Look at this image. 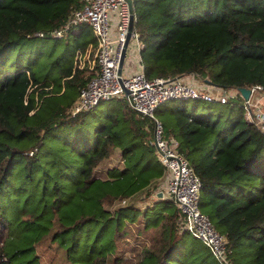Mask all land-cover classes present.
<instances>
[{
	"label": "trees",
	"instance_id": "trees-1",
	"mask_svg": "<svg viewBox=\"0 0 264 264\" xmlns=\"http://www.w3.org/2000/svg\"><path fill=\"white\" fill-rule=\"evenodd\" d=\"M198 1L201 11L184 17L194 8L186 0H134L145 76L192 73L264 93V0ZM80 6L0 0V264H219L178 230L174 203L155 195L164 167L151 120L123 98L98 112L100 103L68 112L92 76L75 67V53L96 40L87 24L60 38L51 32ZM211 104L227 117L199 113L184 99L155 115L200 178V210L226 237L230 259L264 264V131L245 119L241 97ZM81 124L94 146L74 138Z\"/></svg>",
	"mask_w": 264,
	"mask_h": 264
},
{
	"label": "built area",
	"instance_id": "built-area-1",
	"mask_svg": "<svg viewBox=\"0 0 264 264\" xmlns=\"http://www.w3.org/2000/svg\"><path fill=\"white\" fill-rule=\"evenodd\" d=\"M80 1L81 6L73 9L65 23L51 32V36L60 38L67 31H77L79 25L87 24L97 42L91 59L90 50L75 53V67L86 68L92 76L79 90L68 112L74 116L110 99L125 98L129 108L150 119L153 124L151 142L159 163L164 167V181L158 185L155 194L160 193V198L172 201L177 207L176 225L180 232H187L200 240L219 264H234L229 257L226 237L214 229L210 218L200 210V178L190 161L178 151L177 141L164 136L163 125L154 113L158 106L176 99L226 103L229 99L241 97L245 119L264 131V109L259 105L264 98L262 86L248 88L250 93L245 100L238 88H220L192 73L148 79L141 60L143 43L134 27L118 76L121 50L130 23L128 1ZM122 86L129 91L127 95ZM229 91H232L230 95Z\"/></svg>",
	"mask_w": 264,
	"mask_h": 264
},
{
	"label": "rangeland",
	"instance_id": "rangeland-1",
	"mask_svg": "<svg viewBox=\"0 0 264 264\" xmlns=\"http://www.w3.org/2000/svg\"><path fill=\"white\" fill-rule=\"evenodd\" d=\"M189 4L192 5L193 10L190 9V10H184L182 16L186 17V16H191L193 14H195V10L198 12L201 11V5H199V1L198 0H186ZM193 11V12H192ZM93 52H91L92 54ZM92 57V55H91ZM232 93V91H229V95ZM124 99V103L125 102V98ZM105 103H100L95 109L94 111L95 112H98L100 111V109H102L104 107ZM259 105L264 109V98L261 99V101L259 102ZM187 106L189 108L191 107H194L196 108V111L201 113H207V112H211L213 114V117L217 115V113H222V116H221V119L224 120L226 117H227V110H223V106L221 104H211V103H206V102H203V101H199V100H187ZM155 114V113H154ZM156 116V115H155ZM91 130V127H88L84 124H81L78 128H76L73 132H74V138L77 140L78 143H86V144H90V145H93L95 144V140H94V135L90 132ZM44 152H46L47 154V149H44L43 150ZM155 154V153H154ZM112 159L113 161L116 160V156L113 155L112 156ZM112 160H109L107 164L109 165H112V163H114ZM105 165V164H104ZM164 181V174L162 176V179L159 181L157 180L152 186H157L160 185L162 182ZM161 189V188H159ZM158 196V194H155ZM153 196V195H152ZM150 196L149 198H144V199H141L139 201H137V204L139 205H144L147 201H153L155 200V196L152 197ZM18 203H21L22 204V201L20 200H17ZM14 205V208L11 210V212L13 214H16V211H17V207L18 205L15 203L13 204ZM152 231L153 230H150L149 233L145 234V235H142V238L144 239H148L149 241V238L150 236L152 235ZM127 255H129L127 253Z\"/></svg>",
	"mask_w": 264,
	"mask_h": 264
},
{
	"label": "water",
	"instance_id": "water-1",
	"mask_svg": "<svg viewBox=\"0 0 264 264\" xmlns=\"http://www.w3.org/2000/svg\"><path fill=\"white\" fill-rule=\"evenodd\" d=\"M127 1H128V5H129L130 23H129V28H128V33L126 35V39H125L123 48L121 50V55H120V60H119V65H118V70H117L118 76H120L121 71H122V66H123L125 55H126V47H127L129 38L131 36V33L133 31V27H134V16H135L134 3L131 0H127ZM119 81H120V78H119ZM122 89H123V92L125 95H127L129 93V91L125 87L122 86ZM238 89L241 92L243 98L245 100H247L249 97L250 90L247 87H240ZM160 196H161L160 193H158V197H160Z\"/></svg>",
	"mask_w": 264,
	"mask_h": 264
},
{
	"label": "crops",
	"instance_id": "crops-1",
	"mask_svg": "<svg viewBox=\"0 0 264 264\" xmlns=\"http://www.w3.org/2000/svg\"><path fill=\"white\" fill-rule=\"evenodd\" d=\"M93 34V33H92ZM96 40V39H95ZM96 45H97V42H96ZM96 45H95V47L92 45V44H88V46L85 48V49H83V51H89L90 50V52H93L95 49H96ZM90 55H92V54H90ZM92 57H90V59H91Z\"/></svg>",
	"mask_w": 264,
	"mask_h": 264
}]
</instances>
